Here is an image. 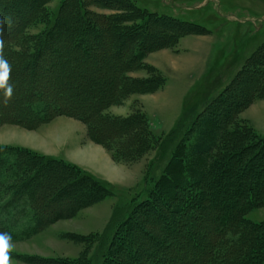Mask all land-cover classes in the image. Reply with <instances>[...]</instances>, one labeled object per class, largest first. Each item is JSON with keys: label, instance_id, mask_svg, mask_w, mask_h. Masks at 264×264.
<instances>
[{"label": "rangeland", "instance_id": "rangeland-1", "mask_svg": "<svg viewBox=\"0 0 264 264\" xmlns=\"http://www.w3.org/2000/svg\"><path fill=\"white\" fill-rule=\"evenodd\" d=\"M160 16L210 32L180 34L182 26L157 21ZM144 22L146 29L134 28ZM80 34L88 50L78 45ZM86 50L94 53L90 60ZM136 53L142 63L127 64ZM263 55L264 0H0V147L31 160L47 177L34 200L39 233L5 244L0 264H200L207 247L209 260L223 264L229 245H210L215 231L209 229L236 207L230 185L261 181L254 174L264 160V84L256 62ZM27 91L63 109L32 125L16 101L28 98ZM199 133L214 138L200 143L208 162L224 151L232 170L184 212L166 209L167 196L129 216V227L117 228L146 187L164 177L166 165L179 162L174 152ZM76 134L81 147L110 158L98 177L113 179L105 183L114 195L76 183L79 175L63 164L37 168L44 161L36 156L70 160ZM243 214L241 226L264 230V199ZM233 231L225 240L241 239V229Z\"/></svg>", "mask_w": 264, "mask_h": 264}, {"label": "trees", "instance_id": "trees-1", "mask_svg": "<svg viewBox=\"0 0 264 264\" xmlns=\"http://www.w3.org/2000/svg\"><path fill=\"white\" fill-rule=\"evenodd\" d=\"M133 7L139 14L142 13V11H140V9L135 5ZM150 17L151 16L148 15V18L146 19L149 20ZM165 18L160 16L157 17L156 20L165 21L166 23L171 21L174 24H179L184 29L182 33L179 32L180 34L188 33L191 31L195 33L210 32L201 26L184 22L173 17ZM148 22H150V20ZM145 24V22L137 24L134 28L144 30L147 26ZM91 30L96 31V29L94 30L93 28H91ZM80 35L82 36V43L80 42L78 43V45H80L81 48L83 47L88 50L86 37H84L83 34ZM95 36L96 34L93 37V40L95 41L94 45H96L97 43ZM73 40H75L72 41L73 43L78 42V39L74 38ZM87 50L84 58L90 60V58L94 57V53H89ZM141 55L142 54L140 53H136L133 59L130 58L128 60L127 64H133V61L135 59L139 60V63H142L144 57L140 58ZM260 58L261 59L257 60L256 62L260 71V79L263 80L262 83L264 84V68L260 66L261 64L264 66V55ZM242 71L243 69H241L238 74H241ZM27 92L29 93H27L25 96H28V98L22 96L27 100L21 98V100L19 99L16 101L17 105L20 104L22 106L21 111L24 113V115H27L32 125L40 123L41 121H46L48 114H52L63 109L62 107L60 108L61 105L56 106L55 100L49 98L47 95H40L37 98H33L31 94L36 93H32L31 91ZM204 107L205 108L201 110L202 112L199 115H201L205 111V109L207 110V105H204ZM22 115L23 114H21V116ZM213 124L215 126H218L216 124V121H213ZM244 127H246L247 130L252 131V129L248 126ZM202 134L200 136L199 133L198 138L195 139L194 142L192 141L188 143L185 142L184 139H182V141L184 140L183 142H185L183 147L184 150H182L181 152L179 150H176L174 152V160L175 158H177L179 162L173 161L169 162V164L166 165L165 171L162 174V176L164 177H159L156 181H154L153 186L146 187L145 192L142 193V198L140 199V201L134 204L130 213L128 211L126 212V216L123 218L122 222L117 224V228H121V225H127V227H129V225H131L129 223V216L131 217L141 208L144 209L147 206L149 207L155 201H158L159 199L163 200L167 196V201L164 202L166 209H171L175 211V213L184 212L183 210H186L192 204H196L201 196L206 194V187L211 188V183H213L216 179L222 178L225 175L227 169L232 170L230 165L226 168L227 162L229 160L228 158H226L227 155L223 153L224 151H221L222 155L218 154L217 158L215 155V157H212V159H210V163L208 162L211 155L207 152V149L204 148L203 145L200 146V143L204 142L205 139L206 141L208 140L212 143L214 142V138H211L209 136L206 138V134ZM227 134L234 136L238 133L236 134L235 130H229ZM240 134L242 135L243 132H241ZM221 138L223 137L221 136ZM262 140H264V137L261 138V141ZM230 145L233 146L234 143H230ZM261 148L262 149L260 152L263 153L264 146ZM8 150L9 149L0 147V237L4 238L5 244H16L20 242L30 241L39 233V213L37 211L36 203L34 200L37 198L38 191L47 184V177L44 175V172L42 170L37 169V171L35 169V166L31 164V160H22L23 157L20 159V153H12ZM245 151L248 150L246 149ZM24 157H27V155ZM35 159H43L44 161L41 166H37V168L39 169H44V164H63L65 167L69 168V170H72L74 171V173L79 175L76 183L84 181L93 187L95 186V189H97L102 193V195L105 196L114 195L115 193L112 187L107 183L94 178L90 174L82 171L75 165H72L64 160L42 156H36ZM262 167L263 171L261 170L254 174L256 178H259L262 182L259 181L258 183L254 182L253 184H251L248 181L247 183L230 185L227 193L235 194L239 198V200L237 199L233 203L236 207H232L231 205L230 209H226L221 217H219L209 229L211 231H215L214 234L211 235V242L209 243L210 245H216V243H220L223 241L224 243L226 241V244L229 245V247L227 245L225 246V248L228 247L225 250L227 259L223 264H260L261 260L264 258V230L260 229L262 228V224H254L255 226L245 225L246 227L241 226V224H244L245 222L242 221L244 216L243 213L247 209L249 203L257 204L258 198L264 199V160H259L257 162L256 168L258 169ZM214 170L215 175H212ZM243 170L244 168L242 167L235 171L236 175H243ZM32 171L34 172L30 176L29 172ZM249 199L251 201H249ZM238 229H241V239H234V237L230 239L231 241L225 240L228 234L230 236H234L233 230ZM244 238L247 239L248 242L244 241ZM254 239L256 241L255 243H257V246L255 248L252 245ZM199 242H203V239L200 238ZM207 248V256H204V258L201 257L200 264H207L208 262L213 264V262L209 260L212 258V247ZM7 253L10 252L7 251Z\"/></svg>", "mask_w": 264, "mask_h": 264}, {"label": "crops", "instance_id": "crops-1", "mask_svg": "<svg viewBox=\"0 0 264 264\" xmlns=\"http://www.w3.org/2000/svg\"><path fill=\"white\" fill-rule=\"evenodd\" d=\"M80 134H76L75 136H72L71 139H70V142H69V145H70V148L71 150H73L74 153H77V152H81V157L80 159H76L74 157V153L72 152V154H70V160H66L64 159V161L72 164V165H75L76 167H78L79 169H81L82 171L90 174L91 176H93L94 178H97L100 180V177L98 176H101L103 177L104 174L102 172V167H105V166H109L110 167V164H109V160L110 158L107 156V155H104L103 156V151H101L99 148H95L93 146H91L90 148L87 147V148H84V147H81L80 145ZM87 146V145H86ZM76 151V152H75ZM49 157H52V158H58L57 156L54 157V156H49ZM84 159H87V160H84ZM102 166V167H101ZM113 169L114 168H108L109 172H113ZM105 178V177H104ZM109 179V178H107ZM105 178L104 182L105 181H110L112 183V180H107ZM103 181V180H101Z\"/></svg>", "mask_w": 264, "mask_h": 264}, {"label": "snow or ice", "instance_id": "snow-or-ice-1", "mask_svg": "<svg viewBox=\"0 0 264 264\" xmlns=\"http://www.w3.org/2000/svg\"><path fill=\"white\" fill-rule=\"evenodd\" d=\"M3 74H0L2 76ZM5 246V240L3 237H0V249H2Z\"/></svg>", "mask_w": 264, "mask_h": 264}]
</instances>
